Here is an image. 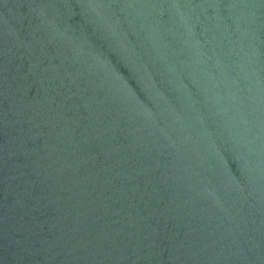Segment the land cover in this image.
Listing matches in <instances>:
<instances>
[{"label":"water","instance_id":"1","mask_svg":"<svg viewBox=\"0 0 264 264\" xmlns=\"http://www.w3.org/2000/svg\"><path fill=\"white\" fill-rule=\"evenodd\" d=\"M0 264H264V0H0Z\"/></svg>","mask_w":264,"mask_h":264}]
</instances>
